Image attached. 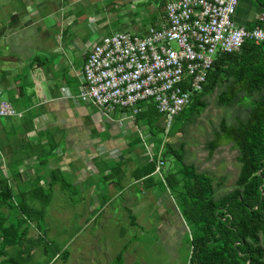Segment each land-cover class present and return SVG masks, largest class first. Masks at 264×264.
I'll return each instance as SVG.
<instances>
[{
    "label": "crops",
    "instance_id": "obj_1",
    "mask_svg": "<svg viewBox=\"0 0 264 264\" xmlns=\"http://www.w3.org/2000/svg\"><path fill=\"white\" fill-rule=\"evenodd\" d=\"M158 1L0 0V101L7 100L22 111L21 117L0 119V149L8 157L19 146L29 145L31 154L19 168L21 175L11 179L16 189L17 179L37 174L42 175V185H49L51 170L59 168L62 173L74 174L76 184L88 183L86 194L96 196L103 188L107 195L122 188L119 184L130 164H136L134 168L140 165L135 161L146 151L139 150L140 144L129 146L134 136L129 134L133 128L126 124L125 130L122 123L125 111L107 112L76 96L91 45L115 31H128L127 23L138 28L136 34H144L150 25L159 26L169 0ZM245 12L235 13L234 21L247 27L251 16ZM39 82L48 87V95ZM28 115L32 123L21 125V118ZM49 139L56 146L55 153L33 169L36 159L28 149ZM99 146L117 147L119 152L98 155L95 149ZM1 162L4 165V160ZM109 169H114V174L106 178ZM131 179V184H144L135 176ZM137 189L143 194L142 187Z\"/></svg>",
    "mask_w": 264,
    "mask_h": 264
},
{
    "label": "trees",
    "instance_id": "obj_2",
    "mask_svg": "<svg viewBox=\"0 0 264 264\" xmlns=\"http://www.w3.org/2000/svg\"><path fill=\"white\" fill-rule=\"evenodd\" d=\"M250 1L256 7V14L264 15V0ZM255 26L264 28V18L254 17L247 28ZM215 90L218 106L231 107L246 102L244 116L233 123L222 119L213 139L206 144L210 153L222 140L232 143L237 150L239 171L233 188L218 193L214 177L206 172H197L194 165L184 163L182 146L176 149L169 141L163 144L162 158L179 161L181 167L168 170L170 174L166 179L162 176L161 183L174 194L173 198L189 228L187 264H264V42L256 44L245 40L239 51L220 54L208 72L202 91L193 95L189 105L174 119L185 115L186 120H192L200 115L207 106L206 95ZM138 105L141 111L134 116L135 125L146 128L152 136H158L156 143L159 146L164 135L162 115L152 99L140 101ZM30 123L31 116L21 118V125ZM176 131L172 124L168 136ZM132 141L129 146L139 143V136L136 134ZM28 146H19L17 151L13 149L8 157H4L0 149V205L7 207L5 215L0 213V257L6 247H22L31 241L27 237L28 224L35 211L26 201L44 202L46 199L44 194L36 195V188L13 193L11 179L21 175L19 168L31 155L27 152ZM55 149L49 139L45 144L28 150L36 158L37 166H41L49 155L55 153ZM129 151L130 148L127 149ZM154 168V160L137 166L135 179H142L143 183L150 185L153 182H149V178ZM109 170L110 173L104 177L113 176L114 169ZM50 174L49 188L54 183H59L61 188L71 185L63 179L59 168L51 170ZM41 211L38 209L34 214ZM130 219L134 220L131 214ZM121 255L122 252L118 253L115 260ZM0 262L12 264L11 258H2Z\"/></svg>",
    "mask_w": 264,
    "mask_h": 264
},
{
    "label": "rangeland",
    "instance_id": "obj_3",
    "mask_svg": "<svg viewBox=\"0 0 264 264\" xmlns=\"http://www.w3.org/2000/svg\"><path fill=\"white\" fill-rule=\"evenodd\" d=\"M164 1L167 0H159L158 3ZM240 1L236 13L246 11L250 13L252 21L256 17V7L250 0ZM92 8L97 11L96 5ZM127 24L130 26L128 32L139 33L137 27ZM2 54H6L4 47ZM39 83L48 95V87L44 82ZM216 94L217 90L206 95L207 106L192 120H186L185 115L175 118L173 125L177 131L166 140L176 149L182 146L183 162L194 165L197 172L212 175L217 192L224 193L233 188L238 175L237 150L232 143L222 140L210 153L206 144L213 139L222 119L233 123L244 116L246 102L231 107L218 106ZM124 126L126 130L128 126ZM140 129L145 130L142 126ZM129 131V134L136 136V130ZM157 137L152 136L149 141L156 142ZM163 160L162 175L151 174L149 182L153 183L150 185L130 183L136 165L130 164L125 178L120 181L122 188L116 192L110 189L107 195H104L106 189L103 188L98 190L96 196L86 194L84 187L88 183L76 184L74 174L70 172L62 173L63 179L71 184L62 188L59 183L52 184L51 188L48 184L42 185L39 181L42 175L39 174L27 180L17 179V189L11 180L13 193L36 188V195L44 194L46 199L44 202L26 199L33 212L42 210L39 214L34 212L29 220L27 237L31 241L22 247H6L0 260L11 258L12 264H187L190 253L189 228L173 198L174 194L161 183V176L166 179L170 174L168 170L178 169L181 163L170 157ZM147 161L149 156L144 154L135 162L144 165ZM31 165L36 169L37 161L33 160ZM138 186L146 192H138ZM0 213L5 215L7 207L0 205ZM130 214L135 217L134 220L130 219ZM262 245L264 247V241ZM120 252L122 257L115 260Z\"/></svg>",
    "mask_w": 264,
    "mask_h": 264
},
{
    "label": "built area",
    "instance_id": "obj_4",
    "mask_svg": "<svg viewBox=\"0 0 264 264\" xmlns=\"http://www.w3.org/2000/svg\"><path fill=\"white\" fill-rule=\"evenodd\" d=\"M239 1L169 0L159 26H149L144 34L115 31L87 51L76 97L107 112L125 111L122 123L137 131V144L149 161H155L153 173L162 175L163 144L174 117L202 91L218 56L239 51L245 40L264 42V28H247L234 21ZM147 99L162 115L164 135L159 146L133 120L141 111L139 102ZM13 116L21 117L22 111L1 100L0 118ZM95 152L112 156L119 148L99 146Z\"/></svg>",
    "mask_w": 264,
    "mask_h": 264
}]
</instances>
